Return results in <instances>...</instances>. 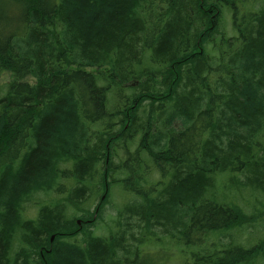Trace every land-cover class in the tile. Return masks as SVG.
<instances>
[{
  "label": "trees",
  "instance_id": "1",
  "mask_svg": "<svg viewBox=\"0 0 264 264\" xmlns=\"http://www.w3.org/2000/svg\"><path fill=\"white\" fill-rule=\"evenodd\" d=\"M5 73L0 264L264 260L218 243L253 219L215 196L224 173L264 191V0H0ZM114 187L131 201L97 236Z\"/></svg>",
  "mask_w": 264,
  "mask_h": 264
},
{
  "label": "rangeland",
  "instance_id": "2",
  "mask_svg": "<svg viewBox=\"0 0 264 264\" xmlns=\"http://www.w3.org/2000/svg\"><path fill=\"white\" fill-rule=\"evenodd\" d=\"M232 34L231 31H229ZM11 81L10 73H5L0 78V97H2L6 90L7 84ZM25 81L30 83H34L32 78H27ZM236 177L230 173L219 174L216 177V190L215 196L218 199V202L221 204L225 203H236L238 207L243 210V213L247 216V218L253 219L252 223L245 224L240 231L227 232L224 236L217 239L220 245L229 246L231 243L236 242L241 244L244 248L248 250H252L253 248L264 247V191H253L251 187H239L236 186ZM243 181V176L238 178ZM217 191V192H216ZM104 189L100 185L99 192L92 197L89 205L86 206L91 213H95L97 205L103 199ZM58 194L55 192L50 193H40L33 196L28 202L27 206L24 208L23 212L26 214V218L36 219L40 215V206L42 204H46L47 206L56 207L58 203ZM108 197V198H107ZM105 197L107 201L103 205V215L102 219L99 220L97 226H92L87 228L92 231L97 236L107 237L110 234V227L112 226V221L118 220V214L123 208V206L130 203L131 200H128V196L120 189V187H114L109 193V195ZM130 198V197H129ZM104 199V200H105ZM62 201V200H61ZM82 213L77 212L75 217H78L79 221L81 220ZM119 220H125L124 217L119 218ZM78 221V222H79ZM88 222H92L89 220ZM80 224V226H82ZM158 233L162 236V231L158 230ZM83 233L79 234L77 237L78 241H81ZM138 233H136V236ZM54 241V240H53ZM51 241V243H53ZM212 242V241H211ZM210 242V243H211ZM210 245V244H209ZM207 245V247L209 246ZM148 249L155 250L156 247H150ZM45 252V251H44ZM160 257L159 259H157ZM162 257V258H161ZM177 257H174L176 259ZM157 259V260H156ZM165 261V255L156 253H150L146 258H144V262L142 264H151L153 262L160 263ZM179 263V261L177 262ZM176 264V263H175ZM259 264H264V260H262Z\"/></svg>",
  "mask_w": 264,
  "mask_h": 264
},
{
  "label": "bare ground",
  "instance_id": "3",
  "mask_svg": "<svg viewBox=\"0 0 264 264\" xmlns=\"http://www.w3.org/2000/svg\"><path fill=\"white\" fill-rule=\"evenodd\" d=\"M82 224V221H79V225ZM55 239V237H52V241Z\"/></svg>",
  "mask_w": 264,
  "mask_h": 264
}]
</instances>
